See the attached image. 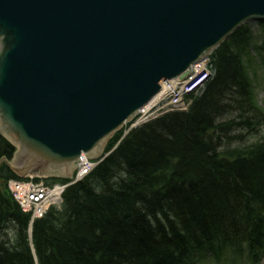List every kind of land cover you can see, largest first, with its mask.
<instances>
[{
	"label": "trees",
	"instance_id": "1",
	"mask_svg": "<svg viewBox=\"0 0 264 264\" xmlns=\"http://www.w3.org/2000/svg\"><path fill=\"white\" fill-rule=\"evenodd\" d=\"M258 24L262 35L241 26L214 52L215 79L188 113L131 131L30 233L6 187L19 179L2 162L15 149L0 134V264H196L204 253L264 254V135L230 145L242 140L236 129L264 130L254 90L264 81Z\"/></svg>",
	"mask_w": 264,
	"mask_h": 264
},
{
	"label": "water",
	"instance_id": "2",
	"mask_svg": "<svg viewBox=\"0 0 264 264\" xmlns=\"http://www.w3.org/2000/svg\"><path fill=\"white\" fill-rule=\"evenodd\" d=\"M264 0H0V134L19 177H68Z\"/></svg>",
	"mask_w": 264,
	"mask_h": 264
},
{
	"label": "rangeland",
	"instance_id": "3",
	"mask_svg": "<svg viewBox=\"0 0 264 264\" xmlns=\"http://www.w3.org/2000/svg\"><path fill=\"white\" fill-rule=\"evenodd\" d=\"M247 29L251 34H253L255 37L262 35V28L260 25H258L257 21H249L246 23ZM257 40V39H256ZM255 89V96L256 99L261 107H264V81L259 79L257 82H255L254 85ZM240 134L242 137V140H238L237 138L232 139L231 144L232 147L234 146H243L245 144H249L252 141L259 140L263 137L264 132H257L254 133L253 131H242L240 129H236L232 131L231 135L236 136ZM230 256L228 254H224L220 257V259L215 258L213 255L210 254H204L201 257L197 258L196 264H230ZM254 264H264V256L259 260V262Z\"/></svg>",
	"mask_w": 264,
	"mask_h": 264
},
{
	"label": "bare ground",
	"instance_id": "4",
	"mask_svg": "<svg viewBox=\"0 0 264 264\" xmlns=\"http://www.w3.org/2000/svg\"><path fill=\"white\" fill-rule=\"evenodd\" d=\"M202 81L204 82V83H206V84H208V85H210L212 82H213V79H211V78H207V77H204L203 79H202ZM174 82H175V86H177V87H179V83H180V79H177V80H174ZM169 88H171V84H170V82L169 81H165V82H163V85H162V91L163 90H166V89H169ZM161 91V92H162ZM159 95L160 94H158L157 96H155L146 106H144L143 107V111L144 112H146V111H150L151 109H150V107L155 103V101L158 99V97H159ZM31 232V230L29 231V233ZM34 257H36L35 255H34Z\"/></svg>",
	"mask_w": 264,
	"mask_h": 264
},
{
	"label": "built area",
	"instance_id": "5",
	"mask_svg": "<svg viewBox=\"0 0 264 264\" xmlns=\"http://www.w3.org/2000/svg\"><path fill=\"white\" fill-rule=\"evenodd\" d=\"M14 189L15 190H17V192H16V197L17 198H20V202H21V204L23 205V206H29L32 202H31V200H33L32 199V197H33V195H35L36 196V192L35 191H30L28 194L30 195V197H21V196H19V194H18V191H19V186L18 185H15V187H14ZM26 195V194H25ZM24 195V196H25Z\"/></svg>",
	"mask_w": 264,
	"mask_h": 264
}]
</instances>
